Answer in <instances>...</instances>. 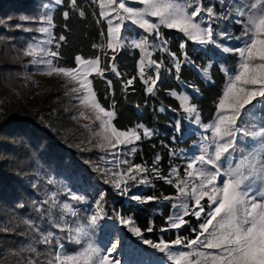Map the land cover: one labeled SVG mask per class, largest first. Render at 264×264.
Returning a JSON list of instances; mask_svg holds the SVG:
<instances>
[{
	"label": "snow or ice",
	"instance_id": "6c2138e0",
	"mask_svg": "<svg viewBox=\"0 0 264 264\" xmlns=\"http://www.w3.org/2000/svg\"><path fill=\"white\" fill-rule=\"evenodd\" d=\"M59 2L60 0H57V3ZM71 3L75 8L76 0H71ZM111 3L118 4L117 7L112 8V13L115 15L106 13L104 4L100 6L99 15L107 21L109 38L107 48L113 51H115L118 43L123 44L120 33L126 19L148 33V35H141L138 40L132 41L134 47L140 48L148 56L151 55L147 52V48L151 47L149 37L153 33L155 39L160 40V50L168 51V41L160 31L161 26L176 30L188 39L204 44L215 43L213 28L209 23L210 19H233L235 23L242 25V34L237 38L241 41L242 46L231 50L223 49L226 52L234 51L237 53L239 63L237 67L221 69L226 75V84L222 90V95L218 98L216 116L213 122L204 125L205 130L211 131V138L205 137L207 143L201 147L200 154L194 155L187 163L185 178L179 179L175 184L177 196L165 197L166 200L184 198L181 203L172 205L177 211L169 217L168 228L181 229L182 226L188 224L185 217L195 216L199 222L198 228H192L195 239L177 236L172 241L160 240L159 243H156L144 239L143 243L167 252L172 264H264V131L251 133L254 138H258V146L248 152H243L237 147L236 139L237 133L249 134L243 127V118L252 113L257 104L264 107V99L257 100V97L264 98V0H241L238 4L226 5L228 11L222 17L216 16L213 6L205 7L203 0H139L137 6L128 7L125 6L128 0H111ZM220 3L223 4L224 0H220ZM120 10H123V13L127 15L121 16ZM80 15L83 16L84 12L81 11ZM64 17L65 19L68 18V12H64ZM152 17L158 18V22L151 20ZM22 19L27 18L22 17ZM34 22L46 23L48 27H40L38 31L51 36L50 28L54 26L51 16L41 17ZM59 40L64 41L65 37L61 35ZM45 43L51 44L52 40L49 39ZM56 47L59 49V43ZM94 47L97 46L94 45ZM180 47L183 49L185 44L181 43ZM25 55L43 57L40 60L34 59L32 63L44 65L45 74L49 76L53 73L62 75L68 78V83L75 85L70 91L78 93L77 98L80 105L94 110L96 120L100 121V127L103 131L97 133L100 136V143L97 146L108 148L127 146L141 138L139 129H143L144 137L152 135L151 130L143 125H137L136 128L127 131H118L115 128L112 123L115 112L106 110L97 101L96 93L92 88L93 82L88 78L93 72L104 78L103 70L99 67V57L85 60L78 55L75 57L77 67L67 68L54 64V59L59 56L58 51L43 47L37 49L33 45H29ZM170 55H172L177 72H179V60L174 53H170ZM112 60H115V56L112 57ZM161 63L162 61L160 63L155 60L148 61L149 67L155 70V78L148 76L144 80L146 84L150 81V86L147 88L149 93H153V89L159 80ZM110 70L117 77L120 76L114 65ZM203 73L207 77L208 69H203ZM144 75V59L142 57L140 62L141 79H144ZM177 78L179 79V76ZM133 79L135 77L126 81V88L133 83ZM107 84L111 89L112 81L107 80ZM173 95L176 94L173 93ZM178 99L183 111L189 117H194L195 122L199 123L200 112L198 106L191 103V97L188 94H182ZM254 100L257 101V104L252 103ZM248 105L251 107H246ZM79 116L88 118L84 111H81ZM238 120L241 121L240 124L237 123ZM85 127L88 126L85 125ZM135 150V148L132 149L133 152ZM238 151L242 154L233 163V154ZM222 159L227 161V167H224ZM158 160L159 157H157ZM124 163L129 164L127 171L115 173V176H127L128 180H136L137 174L146 171L142 165H133L129 161H124ZM153 172L159 174L156 168H153ZM174 173H176V169H173ZM128 180L117 179L113 183L117 189L126 192ZM167 182L173 183L170 178L167 179ZM122 184L125 187L122 188ZM189 186H191L190 190ZM51 198L55 200V193ZM132 198L135 200L142 199L139 196ZM188 198L192 201L191 205ZM205 198H207L206 206L202 204ZM70 199L83 201L84 197L71 193ZM103 199L104 195L101 194L95 202L98 211L90 216L88 225H95L101 218L103 212L101 201ZM145 199L153 200L155 197L150 196ZM63 209L70 212L73 217L77 215L68 203L63 204ZM117 215L119 216V214ZM120 221L130 226V230L134 234L141 236V229L135 225L133 220L120 217ZM55 227L61 232L66 231L68 241L77 245H81L82 239L87 236L84 225L70 227L67 224L63 226L56 224ZM167 230L161 229V231ZM147 231L151 232L152 228L149 227ZM54 235L52 231H48L46 234L41 232L40 238L36 242L52 245ZM178 246L191 249V251H171ZM64 248L65 245L61 242V238H56L55 251L46 253L47 259L42 260L40 259L41 253L33 247L30 251L34 255L27 259L25 264H113L109 255H102L101 250L91 243L82 246L75 254H67ZM115 248L116 245L114 244L109 252ZM209 249L215 251H206Z\"/></svg>",
	"mask_w": 264,
	"mask_h": 264
},
{
	"label": "trees",
	"instance_id": "16d2710c",
	"mask_svg": "<svg viewBox=\"0 0 264 264\" xmlns=\"http://www.w3.org/2000/svg\"><path fill=\"white\" fill-rule=\"evenodd\" d=\"M41 2L0 0V21L4 20V23H0V91L8 87L10 79L21 67V49L29 40L36 38L37 22L32 19L40 15ZM100 10L98 0L95 3L93 0H76L75 8L71 0H62L53 13V47L59 52L54 61L58 66L73 68L77 65L75 57L78 55L85 59L99 57L104 78L92 73V85L100 104L115 112V126L129 129L143 124L154 130L151 137L142 135L135 142L138 148L133 160L145 166L151 176V183L144 193L155 199L127 201L116 192L106 181L107 177L95 168V154L75 146L71 139H66L64 134L54 130L43 119L42 115L48 107L42 105L30 110L21 104H6L0 110V264H15V259L32 257L34 254L30 249L33 247L41 253L42 260H46V253L51 251L49 245L36 242L40 236L32 224L34 219L40 217L38 202L42 192L39 184L32 183L29 176L39 170L48 172L67 167L80 177L79 180H95L104 190L107 207L131 216L147 239L172 241L177 236L195 238L192 228H198L199 222L194 216H188V224L176 230L168 228L171 204H163L156 210L159 200L177 194L175 184H169L163 178L181 160L172 151L190 147L197 138L196 134L181 137L175 116L184 114V111L180 100L170 91H180L184 85H193L199 91L194 99L202 120L210 121L216 114V104L226 82V75L221 69L223 66L234 67L238 54L228 53L221 62H213L210 79L207 80L196 68L207 67L211 60L209 54L182 33L161 26L160 31L168 41V51H157L155 59L163 63L164 77L155 91L149 93L139 74L140 50L123 47L113 51L107 48L108 25L106 19L99 15ZM81 11L84 12L83 16L80 15ZM64 12H68L67 19ZM61 35L65 37L64 41L59 40ZM181 43L185 44L183 49ZM170 53H174L180 61L179 72L173 66ZM113 65L120 73L119 77L110 70ZM133 77V83L126 88V81ZM107 80L112 81L111 89ZM181 123L184 129V117ZM153 168L158 169V175ZM149 227L152 228L151 232L147 231ZM164 228L168 230L161 231Z\"/></svg>",
	"mask_w": 264,
	"mask_h": 264
},
{
	"label": "rangeland",
	"instance_id": "374dc122",
	"mask_svg": "<svg viewBox=\"0 0 264 264\" xmlns=\"http://www.w3.org/2000/svg\"><path fill=\"white\" fill-rule=\"evenodd\" d=\"M61 2L62 0H60L59 3H57V0H42L40 15L37 16V18H33L32 20L37 21L41 17L51 16L52 24L54 25L53 13L56 7ZM98 2L100 6L101 4H104V11L106 13H111L112 15H115V13H112V8L117 7L118 4L111 3V0H98ZM240 2L241 0H224V3L222 4L220 3V0H203V4L205 7H214V11L217 17H222L224 13L228 11L226 5L230 6L238 4ZM138 4L139 0H128V3H126L125 6H137ZM139 6L142 7V5ZM232 11H235V9H232ZM120 14L121 16L127 15L123 13V10H120ZM151 20L158 22V18L156 17H152ZM0 23H4V20H1ZM209 23H211L213 28V40L215 41V43L209 42L201 44L192 40L200 49L205 50L211 58L206 67L208 69L207 77L203 73V69L199 67L196 68L197 72L207 80L210 79V67L213 62H221L222 58L226 54L235 53L234 51L226 52L223 50L224 48L231 50L236 47L242 46L241 41L237 38L241 36L243 31L242 25L239 23H235L233 19L226 20L216 18L210 19ZM40 27H48V25L46 23H37V26L35 27V31L37 32L36 38L33 40H29L26 46L21 49L20 69L17 71V74H14L10 79L8 87H6L4 91H0V110H3L5 105L10 104L11 102L21 104L22 106H25L30 110L38 109L42 105L48 107L49 109L46 110L45 113L42 115L43 119L47 123H50L54 130H58L62 134H64L66 139H71V142L75 144V146H77L78 148L92 151L95 154V168L100 170L107 177L106 181H109V184L115 188L116 192L124 196L127 201L131 199L137 202H142L146 200L145 198H147L148 196L145 195L144 192L151 183V176L148 174V171L145 166L139 163L137 164L133 160L136 150L138 148L134 144L138 140L133 141L127 146H118L116 148L97 146L100 143V136L97 133L103 131L100 127V121L96 120V113L94 110H90L85 106L80 105L79 99L77 98L78 93H73L70 91V89L75 85L73 83H68V78L63 77L62 75H56L55 73H53V75L49 76L45 74L46 68L44 65L32 63L34 59L40 60L43 59V57L39 55H25V51L29 45H33L37 49L43 47L55 51L53 47L55 44L53 27L50 28L51 36L39 32L38 29ZM120 34L123 39V44L118 43L116 48L129 47L132 49L136 48L132 44L133 40H138L141 35H148V33H145L143 29H140L137 25L133 24L130 20L127 19L121 27ZM49 39L52 40V43H45V41ZM149 43L151 47L147 48V52L151 53L150 56H148L146 52L138 48L141 53V57L138 63L139 74L140 62L142 57L144 59L145 75L143 81L147 79L148 76H152L153 78H155V70L154 68L149 67L148 61L155 60L157 63H160L155 59V53L157 51H161L160 40L155 39L154 33L152 34V36L149 37ZM96 58L83 59L88 60ZM185 60L192 64L190 60L186 58ZM172 63L173 66H175V61L173 57ZM238 63L239 55L238 62L234 67H237ZM54 64L58 66L55 61ZM76 67L77 65L73 68ZM234 67L223 66V68L227 69H231ZM164 71L165 70L163 67V63H161L159 80L157 81V84L153 91H155V89L163 79ZM90 75L88 78L91 80ZM149 86L150 81L148 84H146L147 88ZM170 93H175L176 95L174 96H176L177 98L182 94H188L191 97V103L197 105L194 96H198L199 91L193 85H184L182 90H171ZM259 99L264 98L257 97V100ZM252 103L257 104V101L254 100ZM246 107L250 108L251 105H248ZM161 109L163 111L165 110L164 107H162ZM81 111H84L85 116L88 117L87 119L79 116V113ZM215 116L216 114L210 121L204 122L202 120L200 112L199 123L195 122L194 117H189L186 112H184V114L178 113L175 116L177 130H180L179 132L181 134V137H186L190 134H196L197 138L191 144L190 147L179 148L175 151H172L173 155L177 156L181 160L171 168L167 175L163 176L165 180L170 178L172 179L173 183L176 184L179 179L185 178V168L187 166V163L194 155L200 154L201 147H203L207 143L205 137H208L209 139L211 138V131L205 130L204 125L213 122ZM182 117H184V129L182 128L183 123H181ZM112 123L115 126L113 121ZM237 123L240 124L241 121L238 120ZM85 125H87L88 127H85ZM137 125L130 127L129 129L136 128ZM143 126L145 128L150 129L152 135L154 134V130L152 128H149L145 125ZM243 127L247 130L249 134L245 135L243 133H237V147L243 150V152H248L258 146V138H254L251 133L264 131V107L257 104L256 109L243 118ZM115 128L118 131L128 130L119 129L116 126ZM139 133L140 136H142L143 129H139ZM133 148L136 149L135 152L132 151ZM211 150L212 149L210 148V151ZM241 154L242 152L240 151L233 154V163L236 162V160L240 157ZM124 161H129L133 165H142L146 169V171L137 174L136 180H128L127 176H115V173H124L127 171L129 164L124 163ZM222 163L224 167L228 166L227 161L223 159ZM173 169H176V173L174 174ZM29 178L31 179L32 183L36 182V184H39V186L41 187L40 192H42L40 202H38L40 209V217L34 219L32 224L35 226L36 230L39 229L37 230L39 236L41 235V232H43L44 234H46L48 231L54 232V242L52 245H49L51 251H55V239L61 238V242L65 245L64 251L67 254H75L82 248V246H86L88 243H91L93 246L101 250L102 255H109L110 259L113 261V264H172V261L168 258L167 252L160 251L158 248L143 243V240L147 238H145L144 232L142 230L141 236H137L136 234H134L133 231L130 230V226L121 223L120 217L126 219L130 218L134 222L135 220L131 216L124 215L121 211H113L111 208H108L105 197L103 201H101V206L103 208L101 218L97 221L95 225H88V219L90 218V216L96 214V212L98 211L95 202L100 198L101 194L105 195L102 186L98 184L95 180H79L80 177L75 176V174L70 171L67 167L53 169L48 172H41V170H39L36 171L34 175L29 176ZM117 179L128 180V183L126 185V192H122L120 189H117L114 186L113 181ZM121 187L123 188L125 187V185L122 184ZM190 187L191 186H189V190ZM53 193H55V200L51 198ZM71 193H75L77 196L84 197V200H71ZM177 194L167 197H175L177 196ZM134 196H139L142 199L135 200L132 198ZM183 199L184 198H181V200ZM181 200H166L165 198H163L157 202L156 210H159V208L166 203L171 204L172 207L173 204L181 203ZM188 202L191 205L192 201L190 198H188ZM64 203H68L71 206L72 210L77 213L75 217H73L70 212H67L63 209ZM202 204H204L205 206L207 205V198L202 201ZM176 211L177 209H174L172 207V212L169 217L173 216ZM117 214H119V216ZM185 219H187V217H185ZM187 220L189 222V219ZM56 224H60L62 226L64 224H67L70 227L84 225L87 231V236L82 239L81 245H77L74 242H69L67 239V232H61L58 228L55 227ZM153 242L159 243V241ZM114 244L116 245L115 250L109 252V250L112 249V246ZM201 250L203 251V249ZM171 251H191V249H185L182 246H178L171 249ZM206 251L212 252L215 250L209 249ZM27 259H29V257H27ZM27 259H15V264H25V261Z\"/></svg>",
	"mask_w": 264,
	"mask_h": 264
}]
</instances>
